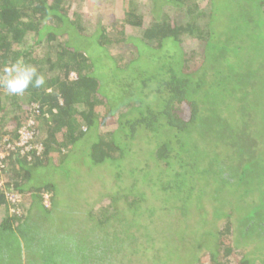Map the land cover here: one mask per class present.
Instances as JSON below:
<instances>
[{"label": "trees", "instance_id": "trees-1", "mask_svg": "<svg viewBox=\"0 0 264 264\" xmlns=\"http://www.w3.org/2000/svg\"><path fill=\"white\" fill-rule=\"evenodd\" d=\"M115 1L0 0V80L17 61L45 79L20 96L0 86V137L32 118L43 145L0 175V264H264V155L246 136L256 121L264 140V47L246 43L251 25L262 37L264 0L232 44L213 24L224 0ZM209 113L242 144L208 131ZM235 146L248 153L236 168L216 157ZM211 157L215 174L201 169ZM38 169L60 178L36 185ZM7 189L24 195L18 216Z\"/></svg>", "mask_w": 264, "mask_h": 264}, {"label": "rangeland", "instance_id": "rangeland-1", "mask_svg": "<svg viewBox=\"0 0 264 264\" xmlns=\"http://www.w3.org/2000/svg\"><path fill=\"white\" fill-rule=\"evenodd\" d=\"M137 1L135 8L138 10L144 9L147 6L146 1L144 0H135ZM104 3V2H102ZM115 3H118V0L115 1ZM139 4V5H138ZM200 9H203L200 13L207 14V7L205 6V3L201 2L198 4ZM89 8V12L91 13L90 7L85 6ZM98 9L101 11H109L111 8H107L105 4L97 3ZM255 9V11H253ZM256 10L259 11V7L257 4H252L250 0H224L221 3L220 9L217 10V12L214 14V21L213 24L215 25V28H217L219 31H222L223 33L227 34L228 36L225 41L227 43L232 44L235 42V40H238L239 37H242V33L246 32L247 27L243 28L242 26H238L239 20L241 19V22L245 21V17H252L254 18L256 15ZM246 17V18H247ZM199 19H201L199 17ZM204 19V18H202ZM249 19V20H251ZM248 21V20H247ZM206 22V19L203 20V23ZM233 25H236L234 28H232ZM264 25V23L262 24ZM252 30V33L247 34L249 39L246 42L248 45L253 46L257 45V47H264V28L258 27L259 31L257 32L258 35H262V37L258 38H252L253 34L255 33L256 27L249 26ZM255 28V30H254ZM230 32H233V36L230 37ZM250 32V30H249ZM185 45H188L187 48L194 51V53H200L202 50V46L196 41L192 40L191 38L187 37L186 41L183 43ZM250 48V47H249ZM253 54H255L253 52ZM95 57L97 59L100 58L101 55L94 53ZM194 57V56H193ZM104 79V86L106 92H109L110 90H114L117 88V81L112 79L110 76L105 75L103 76ZM103 86V87H104ZM205 128H208V131L217 133L218 135H221L222 137H226L225 139L229 138L234 142L235 145H238V143L241 141V135L237 132L239 129L235 128L231 122L229 121V117H221L220 114L215 113H209L205 116ZM226 126V128H225ZM249 132L246 131V136L249 139V141H253L254 147L252 148V152L254 155H264V140L260 137V129L259 127L255 128L257 126L256 121H252L249 123ZM253 129V130H252ZM238 136V137H237ZM221 140H224L221 138ZM229 140V141H230ZM239 144H242L240 142ZM80 147H84L83 143H80ZM236 149H225L222 148L217 153L216 157H219L220 159H227L231 163H234V167L236 168L238 166V161L233 158H238V155H242L241 149H238L237 146H235ZM245 155L248 153L246 151H243ZM203 155V153H202ZM204 156H207L205 153ZM217 159V158H215ZM214 157H211V159L206 158L205 162L206 165H202L203 168H201L204 172H210L212 174H215L219 171V161L215 160ZM200 169V168H199ZM41 177V178H40ZM48 178H60V175L57 174L55 171H52L51 169H38L33 172V180L35 181L36 185L40 180L48 179ZM39 180V181H38ZM237 193L235 190H233L232 200L236 197ZM58 245L57 240L55 239L53 243L50 245V249L56 248Z\"/></svg>", "mask_w": 264, "mask_h": 264}, {"label": "built area", "instance_id": "built-area-1", "mask_svg": "<svg viewBox=\"0 0 264 264\" xmlns=\"http://www.w3.org/2000/svg\"><path fill=\"white\" fill-rule=\"evenodd\" d=\"M71 79H76V76L70 74ZM38 112L37 106H32L31 112ZM36 122L29 118L16 130V136H1L0 137V175L5 169L7 158L11 154H16L21 158L30 160L33 157H40L43 153V145L36 137L35 130ZM3 184L0 182V191L3 190ZM6 204L9 206V213L12 215H20L21 210L25 207L24 195L12 189L4 191ZM42 204L45 207L50 205L51 195L47 192L42 194Z\"/></svg>", "mask_w": 264, "mask_h": 264}, {"label": "clouds", "instance_id": "clouds-1", "mask_svg": "<svg viewBox=\"0 0 264 264\" xmlns=\"http://www.w3.org/2000/svg\"><path fill=\"white\" fill-rule=\"evenodd\" d=\"M5 78L0 80V86L10 95L20 96L29 87L41 88L45 84L43 75L34 66L15 62L4 69Z\"/></svg>", "mask_w": 264, "mask_h": 264}]
</instances>
